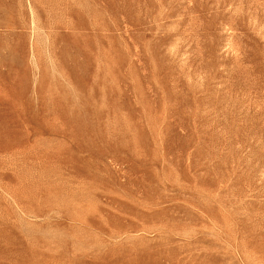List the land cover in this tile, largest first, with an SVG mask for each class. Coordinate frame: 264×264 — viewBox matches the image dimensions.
<instances>
[{
	"label": "rangeland",
	"instance_id": "1",
	"mask_svg": "<svg viewBox=\"0 0 264 264\" xmlns=\"http://www.w3.org/2000/svg\"><path fill=\"white\" fill-rule=\"evenodd\" d=\"M0 264H264V0H0Z\"/></svg>",
	"mask_w": 264,
	"mask_h": 264
}]
</instances>
